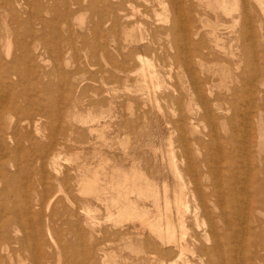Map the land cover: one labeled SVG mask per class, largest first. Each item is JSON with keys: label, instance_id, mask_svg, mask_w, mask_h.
I'll list each match as a JSON object with an SVG mask.
<instances>
[{"label": "rangeland", "instance_id": "obj_1", "mask_svg": "<svg viewBox=\"0 0 264 264\" xmlns=\"http://www.w3.org/2000/svg\"><path fill=\"white\" fill-rule=\"evenodd\" d=\"M18 1L0 0V264H264L257 0H236L230 16L216 0ZM173 17L185 34L164 29ZM144 60L154 87H143ZM136 172L156 198L119 197L124 174ZM179 191L184 232L172 202L169 215L186 253L118 215L130 201L165 223L164 198Z\"/></svg>", "mask_w": 264, "mask_h": 264}, {"label": "bare ground", "instance_id": "obj_2", "mask_svg": "<svg viewBox=\"0 0 264 264\" xmlns=\"http://www.w3.org/2000/svg\"><path fill=\"white\" fill-rule=\"evenodd\" d=\"M5 1V0H4ZM20 1V0H19ZM18 1V2H19ZM22 1H24V0H21V2ZM26 1V0H25ZM132 1V0H131ZM130 0H127V2H129V6H127L129 9H130V7H134L133 5H132V2H131ZM137 1V0H136ZM143 1V4H144V1L145 0H142ZM142 1H139V2H142ZM149 1V0H148ZM157 1V0H156ZM155 0H154V3L156 2ZM28 2V1H27ZM27 2H26V4H27ZM119 2V0L116 2V3H118ZM126 2V3H127ZM153 2V1H152ZM151 2V3H152ZM171 2H172V0H171ZM216 2H218V6L220 7V8H222L223 10H225V12H227L228 14H229V16H230V14H232V11H234V10H236L237 9V6H236V0H216ZM257 2V4L259 5L258 7H260V8H262V9H264V0H257L256 1ZM3 3V2H2ZM38 3V2H37ZM107 3V2H106ZM111 3V2H110ZM115 3V2H114ZM114 3H112V4H114ZM122 3H123V1H122ZM125 3V5H128V4H126ZM150 3V2H149ZM157 3H164V1H160V2H157ZM166 3V2H165ZM175 3V2H174ZM6 4H7V2H6ZM11 4V3H10ZM90 4V3H89ZM91 4H93V3H91ZM153 4V3H152ZM160 4H158L159 6H160ZM172 4V3H171ZM179 4V3H178ZM191 4V3H190ZM189 4V5H190ZM246 4V3H245ZM3 5V4H2ZM12 5V4H11ZM15 5H16V3H15ZM107 5V4H106ZM105 5V6H106ZM115 5V7H116V4H114ZM119 5H122V4H120L119 3ZM123 5H124V3H123ZM124 5V6H125ZM139 5H141L140 3H139ZM151 5V4H150ZM162 5V4H161ZM239 5V4H238ZM6 6V5H5ZM30 6V5H29ZM88 6V5H87ZM91 6V5H90ZM110 6V5H109ZM109 6H108V8H109ZM112 6V5H111ZM110 6V7H111ZM117 6H118V4H117ZM156 6H157V4H156ZM155 6V7H156ZM158 6V7H159ZM162 6H164V5H162ZM246 6V5H245ZM248 6V5H247ZM31 7V6H30ZM33 7V6H32ZM36 7V6H35ZM126 7V6H125ZM152 7V6H151ZM153 7H154V5H153ZM152 7V8H153ZM154 7V9H156ZM173 8H174V6H172ZM175 7H176V9L178 10V13H180L179 12V10H180V7L177 5H175ZM3 8H5V7H3ZM104 8V7H103ZM112 8V7H111ZM111 8H109V9H111ZM138 8H140V7H138ZM191 8V7H190ZM0 9H2V8H0ZM113 9H114V6H113ZM137 9V8H136ZM143 9H146V8H144L143 7ZM165 9V8H164ZM12 10V9H11ZM14 10V9H13ZM28 10V9H27ZM34 10V9H33ZM37 10V9H36ZM36 10H34V11H36ZM135 10V9H134ZM141 11H143L142 9H140ZM139 10V11H140ZM126 10L124 9V12H125ZM130 11V10H129ZM133 11V10H132ZM131 11V12H132ZM137 11V10H136ZM237 11V10H236ZM28 12V11H27ZM30 12V11H29ZM114 12H115V10H114ZM131 12H129V13H131ZM146 12H148V10H146ZM120 13V12H119ZM119 13H117V14H119ZM129 13H127V14H129ZM144 13V12H143ZM149 13V12H148ZM5 14V13H4ZM117 14H116V16H117ZM133 14H135L134 12H133ZM147 14V13H146ZM243 14H244V12H243ZM243 14H241V15H243ZM120 15V14H119ZM160 15V14H159ZM250 15V14H249ZM115 16V17H116ZM129 16V17H128ZM127 16V18H130V14ZM146 16V15H145ZM161 16V15H160ZM172 16V15H171ZM228 16V17H229ZM240 16V15H239ZM114 17V16H113ZM132 17V16H131ZM169 17V16H168ZM238 17V16H237ZM241 17V16H240ZM106 19H107V17H105ZM104 18V19H105ZM109 18H111V16L109 17ZM126 18V19H127ZM134 18H136V17H134ZM160 18V17H159ZM167 18V17H166ZM165 18V19H166ZM181 18V17H180ZM231 18V17H230ZM239 18V17H238ZM234 19V18H233ZM232 19V22H234V20ZM100 20V19H99ZM102 20V19H101ZM160 20V19H159ZM247 20V19H246ZM30 21V20H29ZM119 21V20H118ZM162 21V20H161ZM161 21H159V22H161ZM166 21H170V25L167 27V28H165L164 27V29L170 34V35H177L179 32L180 33H183V34H185L184 32H186L187 30V28H185V26L184 25H182V19L180 20V19H178L177 17H173L172 19L170 18V19H167ZM236 21V20H235ZM138 22H139V20H138ZM146 22V21H145ZM157 22V21H156ZM237 22V21H236ZM247 22V21H246ZM99 23H100V21H99ZM130 23V22H129ZM103 24H105V23H103ZM107 24H110V23H108L107 22ZM134 24H136L137 25V23H134ZM140 24V23H139ZM139 24H138V26H139ZM236 24V23H235ZM99 25H101V24H99ZM128 25V24H127ZM141 25V24H140ZM102 26V25H101ZM120 26V25H119ZM132 26V25H131ZM109 28H110V26H109ZM125 28V27H124ZM139 28H141V27H139ZM195 28V27H194ZM142 29V28H141ZM217 29V28H216ZM110 30V29H109ZM130 30V29H129ZM129 30H126V31H129ZM143 30V29H142ZM191 31H193V29L191 30ZM96 32V31H95ZM110 32V31H109ZM190 31H188V33H189ZM128 33V32H127ZM129 33H130V31H129ZM129 33H128V35H129ZM123 34V33H122ZM131 34V33H130ZM151 34V33H150ZM215 34H216V32H215ZM144 35V34H143ZM217 35V34H216ZM114 36H115V34H114ZM131 36H133V34H131ZM190 36H191V34H190ZM130 37V36H129ZM213 37H214V34H213ZM216 37V36H215ZM115 38V37H114ZM124 38V37H123ZM126 38V37H125ZM128 38V37H127ZM133 38V37H132ZM144 38V37H143ZM190 38V37H189ZM116 39V38H115ZM129 39V38H128ZM174 39H176L175 37H174ZM214 39H217V38H214ZM218 40V39H217ZM135 41V40H134ZM216 41V40H215ZM144 42V41H143ZM217 42V41H216ZM218 42H219V40H218ZM138 43V42H137ZM192 43H194V42H192ZM196 43V42H195ZM195 43H194V45H195ZM199 44V43H198ZM198 44L197 45H195V46H198ZM6 45H8L9 46V43H7ZM191 45V44H190ZM189 45V46H190ZM201 45V44H200ZM216 46H218V44L216 45ZM220 46V45H219ZM9 48L10 47H7L6 49H7V51H6V49H5V47H4V49H5V54H8L9 53ZM181 48V47H180ZM1 50H3V48L1 49ZM0 50V51H1ZM7 52V53H6ZM4 54V53H3ZM12 54V53H11ZM199 54V53H198ZM1 55V54H0ZM10 55V54H9ZM234 55V54H233ZM5 56V55H4ZM17 56H19V55H17ZM180 56V55H179ZM202 56V55H201ZM201 56H198V57H201ZM2 57V56H1ZM6 57V56H5ZM139 57L141 58L142 56H140L139 55ZM8 58V57H7ZM6 58V59H7ZM179 58V57H178ZM202 58V57H201ZM4 59V58H3ZM142 60V59H141ZM4 62H5V60H4ZM3 61H2V63H4ZM7 62V61H6ZM10 62V61H9ZM8 62V63H9ZM122 62V61H121ZM142 62V61H141ZM11 63V62H10ZM12 63H13V61H12ZM16 63V62H15ZM19 63V62H18ZM144 67L141 69V76H142V81H143V83H144V85H143V87L144 88H148L149 87V85H148V80H151V82H153V87H154V80L155 81H157L156 79H155V77L157 76L156 74L157 73H155L153 70H151L150 68H149V62L148 61H145L144 60ZM148 64V65H147ZM20 65H21V63H20ZM13 66H15V64L13 65ZM16 66H17V64H16ZM151 67H152V65H150ZM4 68V67H3ZM153 68V67H152ZM6 69V68H5ZM2 70H4V69H2ZM13 70V69H12ZM2 72V71H1ZM6 72V71H5ZM5 72H3L2 74H4ZM23 73H25V76H26V71L24 70V72ZM23 73H21V74H23ZM1 74V75H2ZM8 74V73H7ZM15 74V73H14ZM5 75V74H4ZM24 75V74H23ZM3 76V75H2ZM115 76V75H114ZM13 77V76H12ZM15 77V76H14ZM4 78L5 79H7L5 76H4ZM157 78H158V76H157ZM11 80V79H10ZM9 80V81H10ZM13 80V79H12ZM12 82V81H11ZM5 83H3V85H4ZM1 85V84H0ZM161 85V84H160ZM1 88H3L2 86H1ZM153 89H155V88H153ZM209 93H210V91H209ZM154 94V93H153ZM205 100V99H204ZM155 101H156V99H155ZM206 102V101H205ZM15 104V103H14ZM15 105H17V104H15ZM132 105V104H131ZM17 107V106H16ZM16 110H18V109H16ZM26 112V111H25ZM7 113V112H6ZM39 114H40V112H39ZM0 115L2 116V114L0 113ZM6 115V114H5ZM4 114H3V117L5 116ZM11 116V114L9 115V117ZM24 116H26V115H24ZM6 117V116H5ZM1 118V117H0ZM38 118V117H37ZM26 119H27V117H26ZM25 119V120H26ZM24 120V119H23ZM32 121V120H31ZM180 124H182L181 122H180ZM190 126H191V124H189ZM194 126V125H193ZM194 128V127H193ZM15 131V130H14ZM14 133V132H13ZM6 134V133H5ZM15 134V133H14ZM234 134V133H233ZM232 134V135H233ZM259 134H261V133H259ZM4 135V134H3ZM261 135H263V134H261ZM6 136V135H5ZM9 136V135H8ZM234 136V135H233ZM2 137V136H1ZM4 137V136H3ZM123 137V136H122ZM230 137H231V135H230ZM232 138V137H231ZM228 139V140H233V139ZM1 141H2V139H0ZM5 140V139H4ZM226 140H227V138H226ZM225 140V141H226ZM3 143V142H2ZM227 143H228V141H227ZM170 146V145H169ZM230 147V146H229ZM232 148V147H231ZM230 149V148H229ZM222 150V149H221ZM222 151H224V150H222ZM234 157V156H233ZM222 158H223V156H222ZM229 159V158H228ZM56 160V159H55ZM251 161V160H250ZM228 164V163H227ZM250 165H252V162H251V164ZM174 166V165H173ZM227 166V165H226ZM175 167V166H174ZM173 167V168H174ZM252 167H255V165L254 166H252ZM235 168V167H234ZM251 168V167H250ZM257 167H255V169H256ZM261 168H264V167H261ZM255 169H253V170H255ZM177 170V169H176ZM228 170V169H227ZM230 170V169H229ZM232 170H233V168H232ZM236 170V169H235ZM234 170V171H235ZM244 170H246V169H244ZM252 170V171H253ZM263 170V169H262ZM135 172V171H134ZM177 172V171H176ZM232 172V171H231ZM261 172H263V171H261ZM229 173V172H228ZM253 173V172H252ZM257 174V173H256ZM227 175H231V174H227ZM233 176V175H232ZM236 176V175H235ZM235 176H233V178L235 177ZM252 176V175H251ZM250 176V177H251ZM259 176V175H258ZM97 177V176H96ZM220 177V176H219ZM247 177V176H246ZM91 178V177H90ZM230 178V177H229ZM93 179V178H92ZM232 179V178H231ZM232 180H234V179H232ZM241 180V179H240ZM250 180V179H249ZM254 180H255V178H254ZM220 181V180H219ZM258 182L260 181V180H257ZM129 182H130V184H129ZM232 182V184L230 185V187L231 186H233V181H231ZM153 183V182H152ZM216 183H217V181H216ZM229 183V182H228ZM256 183V182H255ZM264 183V182H263ZM154 184V183H153ZM164 185V184H163ZM180 185V184H179ZM183 185V184H182ZM249 185V184H248ZM256 185V184H255ZM259 185V184H258ZM157 186V185H156ZM181 186V185H180ZM184 186V185H183ZM215 186V185H214ZM236 185L234 184V187H235ZM253 186V185H252ZM86 187V186H85ZM215 187H217V186H215ZM234 187H233V189H234ZM254 187V186H253ZM260 187V186H259ZM258 187V188H259ZM164 188V187H163ZM154 189V187L153 186H151V184L149 183V181H148V179H146V177L143 175V174H140V173H138V172H136V173H126V174H124V177H123V179H122V181H121V183H120V188H119V190H118V193H119V197L120 198H122V196L123 197H126L127 196V194H129L130 192H132V191H135V190H137V194L139 195V196H144L146 199H148V197H149V195H150V193H148V192H152L153 193V190ZM155 189H157V188H155ZM166 189V188H165ZM164 189V190H165ZM249 189H250V187H249ZM253 190H254V188H252ZM223 191V189H220V191ZM230 190V189H229ZM235 190V189H234ZM246 190V189H245ZM256 190H258V189H256ZM93 191H95L94 189H93ZM158 191V190H157ZM176 191V190H175ZM218 191V190H217ZM220 191H218L219 193H220ZM240 191H241V189H240ZM239 191V193H241ZM249 191V190H248ZM5 192V191H4ZM216 192V191H215ZM231 192V191H230ZM234 192V191H233ZM255 192V191H254ZM258 192V191H257ZM264 192V191H263ZM155 194H156V192H154ZM153 193V194H154ZM217 193V192H216ZM232 193V192H231ZM260 193H262V191L260 192ZM131 194V193H130ZM129 194V195H130ZM148 194V197H146L145 195H147ZM154 194V195H155ZM165 194V193H164ZM221 194V193H220ZM223 194V193H222ZM222 194H221V196H222ZM250 194V193H249ZM256 194H258V193H256ZM255 194V195H256ZM121 195V196H120ZM153 195V198L156 196H154ZM162 195V194H161ZM174 195V199L173 200H170V197H169V195L167 196H165V200H164V202H165V213H166V216H165V223H164V221H162L161 220V217L159 216L158 218H154V219H152V220H150L149 219V216H148V214L146 213V212H144V211H146V209H141V211H139L133 204H131V202L129 201V203L127 204V201H126V203H122L121 205L120 204H117V207H118V215L120 216V217H124V216H129V217H139V219H140V222H141V224H143V226H148V228L153 232V233H155L161 240L160 241H162V242H172V243H174L175 245H176V247H178L179 248V250H180V252L181 253H184L187 249H188V246H189V244L186 242V241H184V237L185 236H183V229H184V219H183V217H182V215H181V213H182V211H181V209H182V207H183V205L185 204V200L182 198V194H181V191H179V192H176L175 194H173ZM217 195H218V193H217ZM216 195V196H217ZM235 195V194H234ZM263 195H264V193H263ZM114 197H116L115 195H113ZM113 196H111V197H113ZM152 196V194L150 195V197ZM158 196V195H157ZM214 196V195H213ZM215 196V197H216ZM220 196V195H219ZM224 196V195H223ZM254 196V195H253ZM259 196V195H258ZM261 196V195H260ZM117 197H118V195H117ZM129 197V196H128ZM162 197V196H161ZM261 197H264V196H261ZM127 198V197H126ZM152 198V197H151ZM152 198V199H153ZM156 198V197H155ZM254 198V197H253ZM256 198V197H255ZM257 198H259V197H257ZM115 199V198H114ZM114 199L112 198V200L114 201ZM122 199H124V198H122ZM121 199V200H122ZM130 199V198H129ZM128 199V200H129ZM150 199V198H149ZM202 199V198H201ZM220 199H222V197L220 198ZM261 199V198H260ZM262 199H264V198H262ZM116 200V199H115ZM155 201H156V199H154ZM215 200H217L218 201V199H217V197H216V199ZM231 200V199H230ZM257 200H259V199H257ZM119 201V200H118ZM125 201V200H124ZM123 201V202H124ZM132 201V200H131ZM160 201V200H159ZM220 201L221 200H219V204H220ZM261 201V200H260ZM115 202V201H114ZM114 202H112L111 204H114ZM163 202V201H162ZM163 202V203H164ZM171 202L172 203H174L175 205V209H176V213L179 215L178 216V224H179V226H180V228H181V230L183 231V232H181L180 233V236L179 237H177V235H176V233L177 232H175L176 231V229H175V227H176V225L174 224V220L173 219H171V217H170V215H169V213H170V204H171ZM255 203L257 202V204H260V203H258V201H254ZM263 202H264V200H263ZM133 203V202H132ZM217 203V202H216ZM230 203V202H229ZM127 204V205H126ZM135 204V203H134ZM156 204H158V199H157V203ZM186 204H187V202H186ZM231 204V203H230ZM155 205V204H154ZM164 205V204H163ZM173 205V204H172ZM218 205V204H217ZM189 206V205H188ZM223 206H224V204H223ZM227 206V205H226ZM254 206V205H253ZM255 206H257L256 204H255ZM140 207V206H139ZM147 207V206H146ZM158 207V206H157ZM186 207V206H185ZM184 207V208H185ZM228 207V206H227ZM229 207H230V205H229ZM236 207H237V205H236ZM259 207H260V205H259ZM262 207V206H261ZM160 208V207H159ZM188 208V207H187ZM220 208V207H219ZM239 208V207H238ZM263 208V207H262ZM147 209H149V208H147ZM156 209V208H155ZM189 209V208H188ZM261 209V208H260ZM186 210V209H185ZM257 210V209H256ZM160 211V210H159ZM162 211H163V209H162ZM225 211V210H224ZM257 211H260L259 209L257 210ZM222 213H223V210L221 211ZM84 213V212H83ZM158 213V212H157ZM231 213H233V211L231 212ZM162 214V213H161ZM221 214V213H220ZM256 214V213H255ZM171 215H173V214H171ZM225 215H226V213H225ZM232 215V214H231ZM257 215V214H256ZM196 216H198L197 214H196ZM238 216V215H237ZM250 216V215H249ZM260 215H258L257 217H259ZM221 217V216H220ZM255 217V216H254ZM256 217V218H257ZM242 218V217H241ZM249 218V217H248ZM260 218V217H259ZM129 219H132V218H129ZM136 219V218H135ZM222 219V218H221ZM260 219H262L263 220V218H260ZM109 220V219H108ZM133 220V219H132ZM176 220V219H175ZM255 220V219H254ZM254 220H253V222H254ZM228 221V220H227ZM257 221V220H256ZM176 222V221H175ZM252 222V223H253ZM260 222V221H259ZM262 223V222H261ZM264 223V222H263ZM225 225V224H224ZM227 225V224H226ZM258 225V224H257ZM256 225V226H257ZM141 226V225H140ZM260 226V225H259ZM263 226V225H262ZM225 227V226H224ZM223 227V228H224ZM261 227V226H260ZM230 228V227H229ZM257 228V227H256ZM262 228V227H261ZM264 228V227H263ZM226 229H228V228H226ZM230 230V229H229ZM228 230V231H229ZM252 230H253V228H252ZM255 230V229H254ZM257 230V229H256ZM255 230V231H256ZM259 231V230H258ZM179 232V231H178ZM217 232V231H216ZM178 234V233H177ZM194 234V233H193ZM196 234V233H195ZM224 234V233H223ZM254 235V234H253ZM258 234H256V236H257ZM221 236V235H220ZM223 236V235H222ZM237 237V236H236ZM164 238H167L168 240L166 241V240H164ZM228 238V237H227ZM141 239V238H140ZM199 239V238H198ZM231 239H232V237H231ZM231 239H228V240H230L229 242H231ZM226 240V239H225ZM140 241H142V240H140ZM160 241H159V243H160ZM194 241V240H193ZM197 241V240H196ZM196 241H195V243H196ZM189 242V241H188ZM226 242H227V240H226ZM252 242V241H251ZM228 243V242H227ZM252 243H254V242H252ZM152 244V243H151ZM251 244V243H250ZM162 245V244H161ZM167 245V244H166ZM190 245H192V243H190ZM173 245H171V247H172ZM193 246V245H192ZM191 246V247H192ZM205 246V245H204ZM253 246V245H252ZM255 246V245H254ZM152 247H153V245H152ZM162 247H164V244H163V246ZM170 247V246H169ZM194 247H195V245H194ZM201 247V246H200ZM158 248V247H157ZM159 248H160V245H159ZM255 248V247H254ZM153 249V248H152ZM169 249V248H168ZM201 249V248H200ZM199 249V251H201V250H203V249H201L200 250ZM230 250H231V248H230ZM153 251H155V249L153 250ZM152 251V252H153ZM167 251V250H166ZM164 252V251H163ZM169 252H171V250L169 251ZM194 252H195V250H194ZM255 252V251H254ZM186 253V252H185ZM258 253H261V252H259V250H258ZM179 254V253H178ZM198 254H199V252H198ZM262 254V253H261ZM169 255V254H168ZM183 257H184V255H182ZM186 256V255H185ZM253 256V255H252ZM257 256L259 257L260 255H258L257 254ZM262 256V255H261ZM260 256V257H261ZM176 257H178V255L176 256ZM162 258V257H161ZM186 258V257H185ZM184 258V259H185ZM178 259V258H177ZM177 259H175V260H177ZM182 261H183V259L182 258H180ZM262 259H264L263 257H262ZM174 260V261H175ZM181 260H179V261H181ZM188 259L186 258V260H185V262H184V264H188L189 262H187L186 263V261H187ZM202 260V259H201ZM173 261V262H174ZM182 261H181V264H183L182 263ZM189 261V260H188ZM222 261V260H221ZM224 261V260H223ZM177 262V261H176ZM193 263V262H192ZM222 263V262H221ZM189 264H191V263H189Z\"/></svg>", "mask_w": 264, "mask_h": 264}]
</instances>
